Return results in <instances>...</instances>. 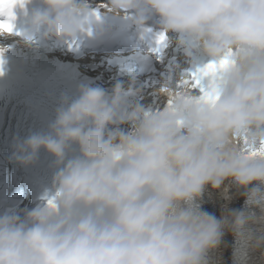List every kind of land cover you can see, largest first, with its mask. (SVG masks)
Masks as SVG:
<instances>
[{
	"label": "bare ground",
	"instance_id": "bare-ground-1",
	"mask_svg": "<svg viewBox=\"0 0 264 264\" xmlns=\"http://www.w3.org/2000/svg\"><path fill=\"white\" fill-rule=\"evenodd\" d=\"M176 162V159H173ZM200 165H206L207 170L204 171L208 176L207 184L210 190L214 193L218 202H221V226L218 233V259L217 264H229L230 260V248H231V236L233 233V224L237 220V214L243 206L246 199L249 186L241 184L234 189V195L231 196L229 201H226V197L230 194L232 185L229 184L232 176L231 171L221 167L215 160H202L200 159ZM214 174V175H213ZM216 178L217 180H214ZM264 249V238L262 240Z\"/></svg>",
	"mask_w": 264,
	"mask_h": 264
},
{
	"label": "rangeland",
	"instance_id": "rangeland-1",
	"mask_svg": "<svg viewBox=\"0 0 264 264\" xmlns=\"http://www.w3.org/2000/svg\"><path fill=\"white\" fill-rule=\"evenodd\" d=\"M214 175V174H213ZM214 180H217L216 178H214Z\"/></svg>",
	"mask_w": 264,
	"mask_h": 264
}]
</instances>
